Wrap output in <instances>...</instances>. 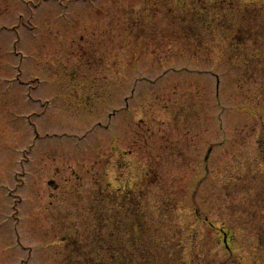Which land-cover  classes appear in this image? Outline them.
Instances as JSON below:
<instances>
[{
  "label": "rangeland",
  "instance_id": "rangeland-1",
  "mask_svg": "<svg viewBox=\"0 0 264 264\" xmlns=\"http://www.w3.org/2000/svg\"><path fill=\"white\" fill-rule=\"evenodd\" d=\"M0 264H264V0H0Z\"/></svg>",
  "mask_w": 264,
  "mask_h": 264
}]
</instances>
